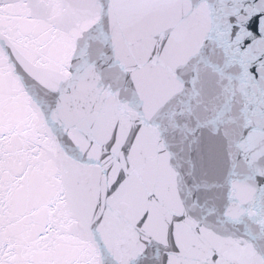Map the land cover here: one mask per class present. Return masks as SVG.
I'll return each instance as SVG.
<instances>
[{
  "label": "snow or ice",
  "instance_id": "snow-or-ice-1",
  "mask_svg": "<svg viewBox=\"0 0 264 264\" xmlns=\"http://www.w3.org/2000/svg\"><path fill=\"white\" fill-rule=\"evenodd\" d=\"M0 264H264V0H0Z\"/></svg>",
  "mask_w": 264,
  "mask_h": 264
}]
</instances>
